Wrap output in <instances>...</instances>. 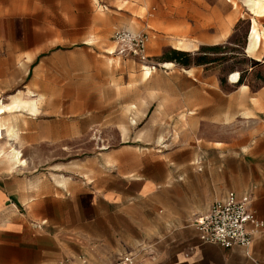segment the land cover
<instances>
[{"label": "rangeland", "instance_id": "obj_1", "mask_svg": "<svg viewBox=\"0 0 264 264\" xmlns=\"http://www.w3.org/2000/svg\"><path fill=\"white\" fill-rule=\"evenodd\" d=\"M164 1L165 6L158 0H0V107L10 106L0 115V174L61 185L63 178L88 181L102 166L114 171L107 166L115 162L111 154H121L136 169L160 153L178 160L192 155L196 164L220 159L208 147L224 136L237 146L246 142L253 128L239 118L229 134L204 124L199 135L181 136L174 133L181 127L174 117L151 119L158 97L168 101L181 92L177 73L189 67H197L203 79L214 78L224 93L231 90L233 73L242 78L235 87L255 90L264 84V57L259 53L257 61L245 53L253 18L245 0ZM254 19L264 26V17ZM116 29L148 35L145 62L118 55L111 38ZM173 50L189 53L192 63L199 57L213 62L182 67L169 60ZM144 68L151 75L146 82ZM153 100L144 118H134ZM33 102L34 110L25 104ZM13 151L23 164L8 162ZM231 154L230 191L250 194L253 207L254 169L239 164L237 147ZM243 184L248 187L240 193L236 189ZM179 251L169 245L154 261L152 254L139 255L143 264H264V243L253 252L199 245L178 258Z\"/></svg>", "mask_w": 264, "mask_h": 264}, {"label": "crops", "instance_id": "obj_2", "mask_svg": "<svg viewBox=\"0 0 264 264\" xmlns=\"http://www.w3.org/2000/svg\"><path fill=\"white\" fill-rule=\"evenodd\" d=\"M161 3L166 4L158 0L157 4ZM258 50L263 58L264 50ZM177 74L181 92L168 101L158 97L151 119L166 122L174 117L181 124L174 133L181 136L199 135L204 124L229 129L224 135L229 134L232 120L239 118L253 128L246 142L237 146L224 136L208 147L212 153H221L220 159L196 164L192 155L190 160H178L176 154L160 153L156 158H146L145 165L136 169L129 167L121 154H111L108 159L115 162L107 166L114 171L102 166L88 181L63 178L61 185L0 174V264H59L80 258L88 264H115L121 256L141 250L143 255H154L150 258L154 261L161 259L160 251L169 245L180 247L177 257L182 251L192 255L199 245L210 246L199 243L191 224L193 216L207 211L228 192L239 197L248 194L230 191L231 151L236 147L239 164L243 161L254 169L251 210L263 228L254 234L249 249L230 251L253 252L255 246L264 243V84L250 90L246 85L229 83L231 90L224 93L214 78L203 79L197 67ZM155 102L134 118H144ZM184 119L192 127L184 128ZM194 147L199 152V145ZM247 187L243 184L236 190L243 193ZM140 256L135 264H143Z\"/></svg>", "mask_w": 264, "mask_h": 264}, {"label": "built area", "instance_id": "obj_3", "mask_svg": "<svg viewBox=\"0 0 264 264\" xmlns=\"http://www.w3.org/2000/svg\"><path fill=\"white\" fill-rule=\"evenodd\" d=\"M119 56L135 59L140 62L147 60L146 33H133L128 30H117L112 36ZM252 196L241 197L234 192L215 201L204 213L194 215L191 221L198 241L201 245L216 246L222 250L249 249L253 236L263 228L251 210ZM141 251L129 252L121 256L115 264H135ZM59 264H88L80 258L78 261L64 260Z\"/></svg>", "mask_w": 264, "mask_h": 264}, {"label": "bare ground", "instance_id": "obj_4", "mask_svg": "<svg viewBox=\"0 0 264 264\" xmlns=\"http://www.w3.org/2000/svg\"><path fill=\"white\" fill-rule=\"evenodd\" d=\"M245 4L246 7L248 9V11L250 12V14H252L253 18H251V30L248 29V34H247V46L245 48V53L248 57L250 58H255L258 59L257 57V53H258V49H263L264 50V26H259L258 22H256V20L254 19V17L256 18H261L264 16V0H245ZM260 27V28H259ZM258 50V51H257ZM259 55V53H258ZM163 66H171V63H166L163 64ZM145 71V77H149V68H144ZM239 78V74L238 73H233L230 76V82L231 83H235ZM32 100V99H31ZM29 105L30 108L32 110L35 109V104L34 102L31 104H27ZM21 107V104H14L13 108H19ZM10 106H1L0 107V114L4 113V110L9 109ZM2 130L4 131V128L0 125V139L2 137ZM8 162L12 163V165H15L17 163L23 164V162H21L19 160V153L16 151H13L10 158H8ZM11 167V166H10Z\"/></svg>", "mask_w": 264, "mask_h": 264}, {"label": "trees", "instance_id": "obj_5", "mask_svg": "<svg viewBox=\"0 0 264 264\" xmlns=\"http://www.w3.org/2000/svg\"><path fill=\"white\" fill-rule=\"evenodd\" d=\"M207 50H217V48L216 47L208 48ZM169 54H170L169 60L171 62L179 64L182 67H188L192 64L194 66H202V65L210 64L213 62V61H206L205 57H199L196 59L194 58V62L192 63L189 53L181 52V51H174L173 50V51H170ZM239 78L235 83H237L238 85H241L242 84V78H240V79Z\"/></svg>", "mask_w": 264, "mask_h": 264}]
</instances>
